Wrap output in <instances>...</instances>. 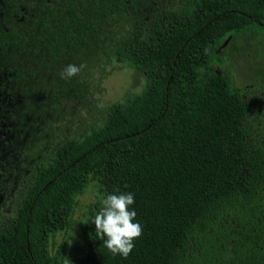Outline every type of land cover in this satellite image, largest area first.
<instances>
[{
	"label": "trees",
	"instance_id": "1",
	"mask_svg": "<svg viewBox=\"0 0 264 264\" xmlns=\"http://www.w3.org/2000/svg\"><path fill=\"white\" fill-rule=\"evenodd\" d=\"M41 8L45 21L23 37L17 72L34 78V119L47 121L27 144L35 158L23 163L17 216L0 225V264H264V48L241 69L254 88L214 70L227 55L245 62L250 41L264 45V0H43ZM110 30L105 63L119 58L142 82L68 132L75 104L95 100L82 70L71 79L60 71L82 47L80 55L102 53ZM128 192L143 231L124 259L92 220L107 195Z\"/></svg>",
	"mask_w": 264,
	"mask_h": 264
},
{
	"label": "flooded vegetation",
	"instance_id": "2",
	"mask_svg": "<svg viewBox=\"0 0 264 264\" xmlns=\"http://www.w3.org/2000/svg\"><path fill=\"white\" fill-rule=\"evenodd\" d=\"M42 1L0 0V225L7 217L17 216L16 210L22 202L23 163L28 166L35 158L30 157L27 144L34 141L35 127L42 120L43 123L47 121V117L34 119V78H26L29 84L33 83L30 90L17 72L26 53L23 37L34 33V24L42 28L41 21H45ZM262 48L264 45L254 51L263 55ZM82 49L70 54L63 69L68 64L77 65ZM221 49L224 48L221 46ZM28 90L32 92L31 97H28ZM43 128L45 132L42 133L49 136Z\"/></svg>",
	"mask_w": 264,
	"mask_h": 264
},
{
	"label": "rangeland",
	"instance_id": "3",
	"mask_svg": "<svg viewBox=\"0 0 264 264\" xmlns=\"http://www.w3.org/2000/svg\"><path fill=\"white\" fill-rule=\"evenodd\" d=\"M121 18L122 16L119 19L122 20ZM133 20L134 16L132 15L130 16L131 23H133ZM113 39H116V33H113V30H110L104 35L102 53L91 55L83 52L80 55L82 57L81 60L77 57V66L81 64L86 65V67L82 69L86 76V78H83V81L87 82L89 85L90 93L88 94L87 99H90L92 94L95 100L94 106L89 107L86 101L76 103L75 107H73L76 110L74 115L70 116L71 120L69 119L68 124L62 127V129H66L68 132H73L77 130L78 125L82 124L83 121H92L99 116L101 117L104 113L103 108L105 106L112 101L120 100L122 96L130 90L131 85H136V87H138L142 82V78L138 73H132L133 70L124 66L125 64L119 58H116L112 63H105V61L109 60L104 56V52L109 51L112 48ZM256 41H258V38L250 41V46L246 48L245 52H241L242 55L245 53V62L242 59L234 57L230 58V56L227 55L225 59L223 58L224 60H221L223 61L221 67H215L214 70L226 71L229 74L232 73L231 75H233L234 83L238 86L243 87L244 85H248L251 88H254L253 83H246L247 80L251 79L253 76L248 74L249 69L244 74L241 73V69L248 68L249 59L250 62H252L254 58H260L262 56V54L254 51L255 49L253 48L252 43ZM227 51L231 52L233 49L230 47ZM233 53L237 56L236 51H233ZM79 60L81 62H79ZM125 71H128L129 73ZM98 109H100V113ZM74 116H76V118ZM80 198L85 202L88 195H82Z\"/></svg>",
	"mask_w": 264,
	"mask_h": 264
},
{
	"label": "clouds",
	"instance_id": "4",
	"mask_svg": "<svg viewBox=\"0 0 264 264\" xmlns=\"http://www.w3.org/2000/svg\"><path fill=\"white\" fill-rule=\"evenodd\" d=\"M84 67V64H68L61 72V78L71 79ZM134 203V194L130 192L109 194L102 200V206L92 220L96 237L103 241L113 256L127 259L135 247L134 241L142 235V226L134 222L136 211L130 209Z\"/></svg>",
	"mask_w": 264,
	"mask_h": 264
}]
</instances>
